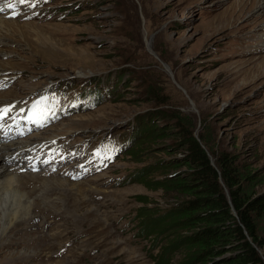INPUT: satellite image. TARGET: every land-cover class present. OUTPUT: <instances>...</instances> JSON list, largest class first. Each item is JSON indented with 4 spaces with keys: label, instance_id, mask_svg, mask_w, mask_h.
Returning a JSON list of instances; mask_svg holds the SVG:
<instances>
[{
    "label": "rangeland",
    "instance_id": "1",
    "mask_svg": "<svg viewBox=\"0 0 264 264\" xmlns=\"http://www.w3.org/2000/svg\"><path fill=\"white\" fill-rule=\"evenodd\" d=\"M263 1L57 0L62 18H10L16 21L7 22L0 43V74L12 80L0 88L3 102L76 76L105 80L114 90L112 99L30 134L47 128L37 133L100 136L131 127L132 145L140 141L138 157L124 150L106 170L83 179L20 168L23 191H33L32 215L4 229L0 212V264H158L175 233L143 223L174 199L131 174L182 158V128L205 135L215 150L231 152L264 178ZM157 122L171 133L144 139ZM17 160L7 162L19 166ZM120 173L127 178L113 184L109 177ZM186 253L178 248L171 264ZM12 254L20 256L16 263L5 259Z\"/></svg>",
    "mask_w": 264,
    "mask_h": 264
},
{
    "label": "trees",
    "instance_id": "2",
    "mask_svg": "<svg viewBox=\"0 0 264 264\" xmlns=\"http://www.w3.org/2000/svg\"><path fill=\"white\" fill-rule=\"evenodd\" d=\"M146 128L153 132L144 139L159 140L172 131L160 122ZM179 131L180 147L187 148L182 158L138 168L133 175V181L174 199L162 212L156 207L153 211L159 213L143 223L161 234L168 229L175 233L157 263L171 264L178 248L184 247L186 255L173 264H264L262 173L242 165L229 151L215 150L205 135L196 136L188 128ZM133 145L126 154L135 158L139 152ZM182 165L187 168L177 172ZM154 172L165 176L149 179Z\"/></svg>",
    "mask_w": 264,
    "mask_h": 264
},
{
    "label": "bare ground",
    "instance_id": "3",
    "mask_svg": "<svg viewBox=\"0 0 264 264\" xmlns=\"http://www.w3.org/2000/svg\"><path fill=\"white\" fill-rule=\"evenodd\" d=\"M4 1L5 0H0V3ZM263 5H264V1H263ZM27 13L28 12L24 10V15H27ZM10 20H14V19L4 18L2 12H0V43H4L5 41L3 39L2 32L6 30V24ZM0 73H2L1 70ZM0 76L3 77L5 76V74H0ZM15 99L17 98H10V99L5 98V102H3L2 98H0V105ZM49 128L51 127H48V129ZM46 129L47 128L43 130ZM41 131H36L30 134L29 138H24L22 140H12V141L10 140V142L6 141L8 137L4 136L0 131V137H1L0 139V212L5 217L4 229L8 227H12L14 221H22L26 219L28 216L32 215L31 209L33 205L29 196H31V193L33 191L31 190H28L27 192L23 191L24 189L23 187L24 185L22 184L23 175L18 174V170L24 167L25 164L28 161H30L27 159V153H28L27 150L32 146L33 143L40 142L43 139H49L58 136V135L56 136V134H51L45 137L37 133V132L41 133ZM10 158H13V161L18 158L19 160H17L16 162L19 163L20 167L17 165V163H15L16 165L8 164L7 161ZM55 175L58 174L56 173ZM18 257L20 256H18L17 254L16 255L12 254L11 256L6 257L5 259L7 258L10 259V263L12 262L16 263L15 260Z\"/></svg>",
    "mask_w": 264,
    "mask_h": 264
},
{
    "label": "snow or ice",
    "instance_id": "4",
    "mask_svg": "<svg viewBox=\"0 0 264 264\" xmlns=\"http://www.w3.org/2000/svg\"><path fill=\"white\" fill-rule=\"evenodd\" d=\"M19 2H20V3H23L24 0H19ZM7 6L10 7V8L13 7L12 4H8ZM0 10H2V9H0ZM13 15H15V13H13ZM6 111H8V110H7V109L0 110V112H6Z\"/></svg>",
    "mask_w": 264,
    "mask_h": 264
}]
</instances>
